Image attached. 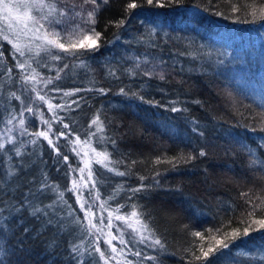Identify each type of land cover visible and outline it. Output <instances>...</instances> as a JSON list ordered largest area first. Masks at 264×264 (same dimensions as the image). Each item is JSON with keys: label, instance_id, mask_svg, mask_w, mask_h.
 I'll use <instances>...</instances> for the list:
<instances>
[{"label": "trees", "instance_id": "16d2710c", "mask_svg": "<svg viewBox=\"0 0 264 264\" xmlns=\"http://www.w3.org/2000/svg\"><path fill=\"white\" fill-rule=\"evenodd\" d=\"M130 2L97 0L96 30L102 34V46L81 57L87 68L66 69L49 85L41 81L55 78L64 63H73L71 59L33 56L30 67L20 69L10 54L11 45L0 40L5 57L0 61V129L20 116L33 135L48 121L45 129L60 151L58 157L46 139L35 135L36 144L0 141L5 145L0 149V175L14 165L23 166L16 183H32L22 184L17 199L43 178L57 185L41 200L51 204L63 192L66 203H58L55 211L68 222L64 231L51 226L42 231L43 221L26 218L31 231L15 229L6 264H78L72 258L73 244L79 246L85 264H104L93 251V241L99 237L103 251L105 230L116 237L109 238L120 259L112 264H200L192 255L200 254L199 246L206 250L214 244L213 236L222 239L250 224L257 228L251 222L264 218V168L252 166L253 157L242 147L255 149L264 143V20L253 21L250 15L253 7L264 6V0H185L183 15L147 5L127 10ZM59 6L85 16L95 7L84 0H62ZM193 17L194 27L181 22ZM121 19L124 25L116 27ZM32 69L39 74L36 81L23 79L33 74ZM38 88L52 110L31 104ZM25 107H32L33 113L24 111L21 116ZM173 107L179 111L172 112ZM97 115L102 132L91 124ZM60 132L65 133L62 138ZM66 139L79 148L89 144L95 153H107L108 161L101 164L83 152H71ZM17 148L21 157L15 155ZM201 150L205 156L199 155ZM257 155L264 158V151ZM189 156L195 158L188 160ZM73 180L77 188L69 192ZM141 185L145 187L132 191ZM77 196L87 201L85 210L91 205L89 216L96 227L90 234L83 230L88 221ZM72 209L76 211L68 216ZM134 211L150 229L143 242L140 235L122 234L114 226L117 216ZM76 217L80 225L70 223ZM197 231L205 239L195 237ZM156 238L163 249L149 246ZM53 240L54 252L49 247ZM263 248L264 231H252L213 264H264ZM150 256L155 260L147 259Z\"/></svg>", "mask_w": 264, "mask_h": 264}, {"label": "snow or ice", "instance_id": "6c2138e0", "mask_svg": "<svg viewBox=\"0 0 264 264\" xmlns=\"http://www.w3.org/2000/svg\"><path fill=\"white\" fill-rule=\"evenodd\" d=\"M103 2L107 3L108 0H103ZM61 3L62 0H0V21L3 22V26L0 27V40L6 42L8 45H11L10 54L16 59V67L20 69L30 67L29 61L32 57H41L42 55L45 58H50L52 61H59L66 58L73 61L71 65L69 63H64L63 67L59 68L57 71L55 78L49 77L41 81L45 85L52 84L54 79H60V73L64 72L66 69H74L76 67L87 68L88 65L86 61L81 59V57L86 56L89 53L98 52L102 46L98 43L102 34L96 30V16L99 9L97 0H84V3H91L95 6L92 11L87 12L86 16L81 12L69 11L67 8L59 6ZM145 5L151 8L169 9L178 15H183V13L180 12L181 9H185L186 12L185 0H140L139 3H137L136 0H132V2L127 4V10L137 9ZM245 7L248 8L249 5L246 4ZM205 11H207V9H205ZM233 11H237V9L234 7ZM257 11L259 12V15H257ZM156 14L159 15V13ZM215 14L222 15L220 12ZM250 15L252 16L253 21L256 19L264 20V6H261L258 10L253 7ZM193 19H195V17L191 19H184L181 22L186 27H194V25H192ZM109 23L113 22L110 21ZM124 23L125 20L121 19L115 22V26L121 27ZM49 29L52 30L49 31ZM26 37L30 38L25 43L24 38ZM37 41L39 42L37 43ZM3 47L4 45H0V61L5 59L4 52L2 50ZM19 58L24 59L21 61ZM11 71L12 69L9 68L8 72L10 73ZM32 73L33 74L31 76H25L23 79L36 81L39 74L35 69H32ZM144 74L152 75L153 73L145 72ZM159 78L163 80L164 75L160 74ZM99 91L102 94L105 92L104 89H100ZM120 91L124 94L123 89ZM69 94L70 93H65V95ZM12 96L15 97L16 100L21 99L19 96H16L15 92L12 93ZM37 96L41 101L45 99V97L39 95V93H37ZM141 99L143 98L141 97ZM53 107L54 106L51 103L48 104L49 110H52ZM55 107H59V105ZM170 110L172 112L179 111V109L175 107ZM24 111L33 113V108H23L20 112L21 116H23ZM14 118L15 117H13V119ZM11 122L12 120L9 119L8 123ZM44 123L48 124L49 122L44 121ZM91 124L97 125V132L103 131V123L100 121L99 115L91 121ZM19 125L26 133L27 128L24 127V119L19 120ZM50 127L51 125L49 124V128ZM68 127L69 126L67 124L64 125L65 129ZM261 131H264V128H262ZM33 135L46 139L48 144L56 151L57 156H60L59 148L53 143V140L49 138L48 131H40L38 133H33ZM59 135L64 136L65 133L60 132ZM88 135L94 136L95 133H89ZM201 135L203 134L201 133ZM78 140L79 137H77V141ZM262 140H264V138H262ZM30 143L36 144L37 141L32 140ZM112 143L114 144L115 141L113 140ZM4 147L5 145L0 143V149H4ZM242 147L246 148L248 150V154L253 157L250 161L252 166L264 168V158L257 155L258 152L264 151V143H257L255 149L249 148L247 145H243ZM74 150L75 149H73V151ZM93 151H95V149H93ZM15 155L17 157H21L22 154L20 149H15ZM199 155L205 156L206 153L201 150ZM97 156H102L104 159H107V153H97ZM62 158L64 161L68 160V156L66 155ZM194 158L195 157L193 156H189L187 159L191 160ZM157 162H159V160ZM97 163L103 164V160H98ZM104 166L107 167L106 164ZM173 167H175V165H173ZM22 170V165H14L13 167L6 169L3 175H0V264H6V259L9 255V248L11 247L8 240L15 237V229L23 227V232L25 234L31 231L29 227L25 226L26 218H32L38 222L43 221L41 225L42 231L47 230L50 226L57 227L59 231H64L68 223L61 218H58V213L55 211V206L58 203L64 202L63 192H59L56 199L53 200L51 204L44 205L42 203V196H44L49 190L55 191V189L58 188L57 185L49 184L46 178L39 180L38 185L34 184L32 187H28L27 191H24L20 195L19 199L16 198L23 183H32L28 181L16 183V181L20 180ZM80 171H83V169ZM119 175H124V173H119ZM42 176L46 177V173L42 174ZM92 187H95V181L92 182ZM144 187V185H141L139 188L133 189L132 191L135 193ZM76 188L77 182L73 180L72 188L67 189V191L71 192ZM89 195H91V189L89 190ZM98 198L99 197L97 196V199ZM111 198L112 197H110V199ZM77 202L80 205V209L85 210L87 201L81 200V197L77 196ZM260 203L264 204V200H261ZM257 207H259V205H257ZM90 209L91 205H88V209L85 210V219H87L88 224L83 229L89 234L91 233V230L96 227L90 219ZM75 211V209H72V211L67 215L72 216V213ZM131 215L136 216L137 213L134 211ZM249 215L252 214L249 213ZM109 216L111 217V213H109ZM116 219L123 220L124 217L117 216ZM70 223L80 225L81 220L79 217H76ZM251 223L258 225V227L253 229L250 224L248 227H244L242 232L239 229H233L231 234L225 233L224 238L222 239H217L213 236L212 239L214 240V244H209L206 250L203 245L199 246L198 250L200 254L196 255L195 252H193V260L200 261V264H213V260L216 257L223 255L225 250L231 251V249L236 246L238 241L249 237L252 231H264V218L253 220ZM108 226L111 227V220H109ZM128 227L131 228L132 225L129 224ZM42 231L40 234H42ZM97 231H100V229H97ZM138 231H150V229H148L146 224H142ZM193 235L195 237H200L201 240L205 239L199 231L193 233ZM115 238V236L112 237V239ZM112 239H106L105 243L110 245L111 252L115 253L117 252V249L115 245H112ZM144 239L145 237L141 235L142 242ZM98 241L99 237L93 241V251L99 254L100 259L104 260V264H108L109 258H106L105 252L99 247ZM82 242L83 241H81V243ZM121 243L123 244L125 241L121 240ZM149 246H158L161 249L164 247L159 238L154 239ZM49 247H51L54 252L56 247L55 240L50 242ZM70 250L73 254H75L72 258L77 260L78 264H85L82 259L83 254L79 252L78 245H71ZM134 255L140 256V253L136 252ZM110 258L114 259V257ZM147 259L155 260V257L150 256L147 257ZM262 259H264V257H262ZM53 264H55V261H53ZM92 264H95V262H92ZM128 264H131V262L129 261Z\"/></svg>", "mask_w": 264, "mask_h": 264}, {"label": "rangeland", "instance_id": "374dc122", "mask_svg": "<svg viewBox=\"0 0 264 264\" xmlns=\"http://www.w3.org/2000/svg\"><path fill=\"white\" fill-rule=\"evenodd\" d=\"M3 26V22L0 21V27ZM150 28H154V25L151 24ZM49 31H51V29H49ZM30 37H26L24 38V42L26 43L27 40ZM39 41H37L38 43ZM42 86H44L43 84H41ZM43 89H39L38 88V93L39 95H41ZM35 97L32 96V101L31 104H35L38 106L39 108H42L43 104L45 106H47L49 104L48 98L46 97V95H43L45 97V99L43 101H41L37 94H34ZM33 107V105H32ZM22 119L20 116H16L14 119H11L12 122L8 123L9 120L5 121L2 129H0V141L1 142H11L13 140H17L18 142L22 143V144H28L30 143V141L33 139V135L27 130V132L25 133L23 131V129L20 127L19 125V120ZM46 126H48L46 123L43 124V131H46L47 129ZM25 127V126H24ZM61 138L63 136H60ZM14 138V139H12ZM49 138L53 140V142H56V138L54 136L49 135ZM64 143L67 144V146L71 149V152H77L79 154V152H83V154L86 156V158H88L89 160H93V161H98V160H103V163L108 161V159H104V157L102 156H97V153H95L92 149L91 146L88 144L86 147L81 145V148L77 147V145H75L74 142H72L71 140H64ZM73 149H75L73 151ZM100 152V151H99ZM103 153V152H101ZM132 213H125L123 214L121 217H124L123 220H119L116 224H114V226L117 228L118 231H120L122 234L125 235H143V237H145V239L148 236L147 231H143L140 232L138 231V229H140L141 225L143 224L138 216H132ZM131 224L132 227L129 228L128 225ZM113 233H110L108 230H105V235H103V240L105 241L106 239H110L109 237H112ZM105 252V256L108 259V264H112L114 262H117L120 257L118 254H115L113 252H111V246L106 244V248H104L103 250ZM264 251V248L263 250ZM99 255V254H98ZM110 257H114V259L110 258Z\"/></svg>", "mask_w": 264, "mask_h": 264}]
</instances>
